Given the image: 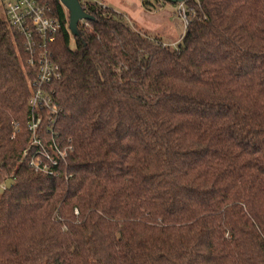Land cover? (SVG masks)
<instances>
[{
  "label": "trees",
  "instance_id": "1",
  "mask_svg": "<svg viewBox=\"0 0 264 264\" xmlns=\"http://www.w3.org/2000/svg\"><path fill=\"white\" fill-rule=\"evenodd\" d=\"M44 2L67 157L22 161L35 75L0 16V264H264V0H199L177 49L91 0L76 37Z\"/></svg>",
  "mask_w": 264,
  "mask_h": 264
},
{
  "label": "built area",
  "instance_id": "2",
  "mask_svg": "<svg viewBox=\"0 0 264 264\" xmlns=\"http://www.w3.org/2000/svg\"><path fill=\"white\" fill-rule=\"evenodd\" d=\"M0 4L5 21L24 40L26 63L35 75L29 101L31 115L28 131L31 139L22 161L28 159L29 168L37 173L58 177V168L66 160L68 150L64 151L58 146V135L54 131L57 116L61 112L54 98V85L62 80V72L53 59L51 48L61 33V24L53 17L52 10L44 0H0ZM196 4L199 5V0H179L177 4L179 18L186 29ZM44 122H47V128L42 131ZM6 189V184L0 186V193Z\"/></svg>",
  "mask_w": 264,
  "mask_h": 264
},
{
  "label": "rangeland",
  "instance_id": "3",
  "mask_svg": "<svg viewBox=\"0 0 264 264\" xmlns=\"http://www.w3.org/2000/svg\"><path fill=\"white\" fill-rule=\"evenodd\" d=\"M85 2L81 0L82 4ZM143 2V0H110L109 6L121 14L129 26L139 28L152 40H158L171 49H177L182 44L186 31L185 24L178 15V5L171 2L161 3L162 6L155 9L156 0H147L145 5ZM152 6H154L152 11L146 10L148 9L146 7ZM65 11L69 15L66 9ZM0 16L5 20L1 4Z\"/></svg>",
  "mask_w": 264,
  "mask_h": 264
},
{
  "label": "water",
  "instance_id": "4",
  "mask_svg": "<svg viewBox=\"0 0 264 264\" xmlns=\"http://www.w3.org/2000/svg\"><path fill=\"white\" fill-rule=\"evenodd\" d=\"M62 6L69 13V30L74 36H79V24L82 22L93 21L94 18L88 15L80 2V0H59ZM173 4H178L179 0H169ZM14 185V180L10 179L6 182L7 189H11Z\"/></svg>",
  "mask_w": 264,
  "mask_h": 264
},
{
  "label": "crops",
  "instance_id": "5",
  "mask_svg": "<svg viewBox=\"0 0 264 264\" xmlns=\"http://www.w3.org/2000/svg\"><path fill=\"white\" fill-rule=\"evenodd\" d=\"M95 2L99 3V4H103L105 7H110L109 5V1L110 0H102L101 2H98L96 0H94ZM161 3H157L156 6L159 8L161 7L162 5H160ZM165 45V44H164Z\"/></svg>",
  "mask_w": 264,
  "mask_h": 264
}]
</instances>
